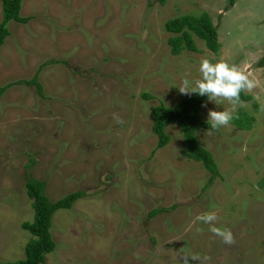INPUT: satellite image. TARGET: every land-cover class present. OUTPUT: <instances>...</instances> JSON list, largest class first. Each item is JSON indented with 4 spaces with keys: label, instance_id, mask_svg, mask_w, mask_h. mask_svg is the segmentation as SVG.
Listing matches in <instances>:
<instances>
[{
    "label": "rangeland",
    "instance_id": "1",
    "mask_svg": "<svg viewBox=\"0 0 264 264\" xmlns=\"http://www.w3.org/2000/svg\"><path fill=\"white\" fill-rule=\"evenodd\" d=\"M20 13L32 19L10 22L0 49V86L10 85L0 97V264L24 259L32 238L21 228L33 219L27 175L46 182L51 201L85 194L53 215L56 248L44 264H181L187 252L209 264H264V0H23ZM202 13L217 27L219 52L193 35L198 51L173 56L165 22ZM202 59L256 82L234 113L254 115L251 130L231 122L196 134L221 174L207 188L210 174L183 153L179 127L166 128L160 149L151 130L156 106L192 95L178 88L201 78ZM51 60L59 63L38 73L43 95L16 84ZM204 105L206 122L210 110L231 107ZM155 209L166 211L149 216ZM210 211L233 245L196 220Z\"/></svg>",
    "mask_w": 264,
    "mask_h": 264
},
{
    "label": "trees",
    "instance_id": "2",
    "mask_svg": "<svg viewBox=\"0 0 264 264\" xmlns=\"http://www.w3.org/2000/svg\"><path fill=\"white\" fill-rule=\"evenodd\" d=\"M158 1L160 4H165V0ZM227 1L229 6L235 4V0ZM22 2L23 0H0L2 8L0 49L10 35L8 28L10 22L27 24L32 19L30 16H21ZM164 29L171 34L167 43L173 56L179 55L183 50L198 51L193 35L201 39L206 48L212 53L217 54L220 50L217 27L213 24L208 13H202L198 16L187 14L169 19L165 22ZM56 63H59V61L51 60L45 62L38 68V72L31 79L18 81L16 84L34 86L37 92L43 95L42 85L38 81V73L44 66ZM258 66H264V57L258 62ZM9 87V84L0 86V97ZM141 98L144 100L153 99L148 94L141 95ZM252 99L251 95L244 92L241 93L242 101L250 102ZM207 101V96L193 93L189 98H182L174 107H166L163 104H159L152 111L153 122L151 126L152 133L158 139L157 149L165 147L170 142L166 128L170 125L179 127L182 133L183 153L188 159L201 163L203 168L210 174L208 184L204 188H207L209 184L221 176L213 154L198 142L196 135L201 129L212 131L210 123L204 121L199 114L202 105ZM232 123L238 126L240 130L249 131L255 124V116L240 111L234 115ZM30 162L31 167L33 161ZM25 190L27 197L32 201L33 219L31 222H23L21 228L27 231L32 238L24 247V259L4 264H44L46 255L52 253L56 248V243L51 235L53 215L58 210H70L75 201L85 196L82 191H76L56 201H51L45 193L46 182L30 175H27ZM163 211L166 210L155 209L150 212L149 216H155Z\"/></svg>",
    "mask_w": 264,
    "mask_h": 264
},
{
    "label": "clouds",
    "instance_id": "3",
    "mask_svg": "<svg viewBox=\"0 0 264 264\" xmlns=\"http://www.w3.org/2000/svg\"><path fill=\"white\" fill-rule=\"evenodd\" d=\"M199 72L200 79L190 81L185 77L178 88L179 92L184 95L196 93L200 96H207L209 101L216 104L227 101L231 105L229 109L208 112V123H210L212 131L228 127L234 119L237 107H242L244 104V101L241 100V93L252 92L256 87V82L250 79L249 73L223 60L212 63L208 59H202ZM202 107H206V105H202ZM113 118L118 124L123 123L122 119L115 114ZM212 131H207V134L211 135ZM196 220L207 225L208 230L220 238L225 245L231 246L235 243L234 234L230 229L216 226L218 217L215 212H205L197 216ZM197 231L202 232V229H197ZM179 260L181 264H189V261L197 262V264H209L211 257L187 252L180 255Z\"/></svg>",
    "mask_w": 264,
    "mask_h": 264
}]
</instances>
